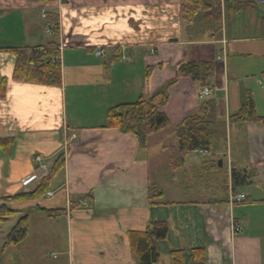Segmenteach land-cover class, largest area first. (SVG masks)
<instances>
[{"label":"crops","instance_id":"crops-1","mask_svg":"<svg viewBox=\"0 0 264 264\" xmlns=\"http://www.w3.org/2000/svg\"><path fill=\"white\" fill-rule=\"evenodd\" d=\"M180 3L0 0V49L55 43L60 51L61 83L54 87L14 81V57L0 51V138L13 140L10 155L0 151V200L33 191L58 156L64 153L65 157L63 167L50 180L47 192L51 196L24 201L30 202L24 208L29 233L15 246L25 253L26 264H137L128 233L143 232L156 220L170 224L167 239L158 244L157 264H169L173 250L194 247L206 249L207 264H264V238L256 234L264 225V126L229 121L248 91L243 86L239 98L229 101L228 86L236 79L229 66L230 53L234 49V55L242 57L256 47L233 39L223 23L218 41L211 39V29L187 30L181 21ZM43 13L58 17V35L47 31L49 22ZM100 49L103 55L98 57L95 52ZM222 49L225 63L214 61ZM207 61L215 68L208 97L188 78L177 79L162 107L170 128L151 135L146 147L132 134L102 128L110 108L153 95L176 78V68L183 62ZM259 74L264 79V68L243 76L247 81L254 78L248 82L253 87L249 93L264 92V86L260 87L263 91L256 90L257 84L262 85ZM209 99L215 101L217 119L226 126L225 139L213 146L215 157H221V167L226 164V179L235 165H254L258 173L253 184L261 190L260 197L252 199L256 203L248 204L245 211L239 203L231 204V193L224 190L226 179L220 198L162 201V190L151 177L156 157L166 156L167 164L166 148L176 143L172 128ZM237 133L239 140L234 138ZM238 150L242 156L236 154ZM193 155L185 167L188 162L198 165ZM207 156L208 161L199 162L202 172L212 168ZM169 171L174 182L173 174L178 171ZM148 185L162 193L153 206L147 200ZM242 188L238 193L248 197ZM14 202L8 203L11 209L20 207ZM38 208L65 209V214L49 218ZM254 209L261 214L251 218ZM234 221L238 222L237 233ZM6 235L0 228L1 248ZM50 251L58 253L57 262L48 261Z\"/></svg>","mask_w":264,"mask_h":264},{"label":"trees","instance_id":"trees-1","mask_svg":"<svg viewBox=\"0 0 264 264\" xmlns=\"http://www.w3.org/2000/svg\"><path fill=\"white\" fill-rule=\"evenodd\" d=\"M34 4H51L54 0H25ZM223 9V11H222ZM254 0H181V21L187 25V30L196 27L211 29V39L214 41L222 38V23L228 28L229 17L233 12L252 11ZM47 21L51 25L52 33L58 35V17L53 13L45 14ZM228 20V23H227ZM197 25V26H196ZM11 53L14 57V70L12 77L14 81H24L41 86H59L61 83V63L60 51L55 43L46 47L29 48H6L0 49ZM177 76L171 82L161 86L153 95L149 97L140 96L137 101L126 104H118L110 108L105 116V124L102 128L116 129L120 133L132 134L142 147H146L147 139L163 129L170 128L168 117L162 111L169 99V89L179 78H188L199 85L201 90L211 87L210 79L215 71L213 62H183L177 68ZM146 77L148 78L151 70L148 68ZM4 85V82L2 83ZM216 103L213 99L200 102L196 110L184 117L172 128L174 146L166 148L168 152L167 164L172 172L181 170L187 164L188 158L196 151H203L211 157L212 168H218L219 158L215 157L213 146L219 140L225 139L226 126L223 120H218ZM229 121L239 125L254 124L264 126V117L256 111L255 102L252 94L247 92L244 101L241 102L239 109L229 117ZM215 143V144H214ZM12 138H0V151L10 155L12 150ZM64 159L60 155L50 168V172L44 177L40 184L30 192H23L12 197L0 200V225L8 222L19 212L11 210L7 204L12 201H36L47 194L50 180L61 170ZM230 176L225 180V192H230L232 196L252 184L258 176L254 165L249 167L232 166ZM228 195V194H227ZM162 196L161 191L155 186H147V200L153 206L156 199ZM256 203L251 197H246L239 205L247 206ZM46 217L60 218L65 214V209H40ZM143 232L131 231L128 233L130 248L133 250L137 264H157L160 261V248L158 244L167 239L170 228L168 222L155 221ZM234 227L238 222L234 221ZM28 218L24 214L11 231L4 238L2 249L24 242L28 236ZM169 264H207L206 249L191 248L185 250H173L169 254Z\"/></svg>","mask_w":264,"mask_h":264},{"label":"rangeland","instance_id":"rangeland-1","mask_svg":"<svg viewBox=\"0 0 264 264\" xmlns=\"http://www.w3.org/2000/svg\"><path fill=\"white\" fill-rule=\"evenodd\" d=\"M223 11V9H222ZM228 23V20H227ZM229 32H231L233 39L235 40H245L249 44L254 45H246L251 46L252 51H250L249 54H246V52L242 57H238L234 55V49L232 50V53H230L229 58V66L234 71V75L236 76V79L230 82L229 84V91H230V98L229 101H235L240 96L239 89H242L243 86H247L245 88V91L250 89H253V87L248 83L251 80H254V78H250L248 81L243 77L245 74H250V72L253 70H263L264 68V61H262V56L260 52L264 53V0H254V9L252 11H240L239 13L233 12L230 14L229 17V24H228ZM227 31V28H225ZM254 51V52H253ZM222 54V53H221ZM259 54V55H258ZM244 69L249 72H244ZM242 74V75H241ZM261 79V84L256 86V90L263 91L260 89L261 86H264V79L261 78V75H257ZM230 78V77H229ZM251 82V81H250ZM247 91V92H248ZM252 94V93H251ZM255 97L256 102H258V111L256 108L257 113L259 112V115L264 116V92L257 91L252 94V97ZM254 100V98H253ZM255 102V100H254ZM256 107V106H255ZM240 134L235 135L234 138L239 140ZM237 155L242 156L241 151L238 150L236 153ZM220 157V155H219ZM217 157V158H219ZM165 158L162 157H156V168L151 173L152 180L156 183V186L162 190L163 193V199L162 201L170 200V201H177V200H189V199H197V200H203V199H209L211 197L214 198H220L222 196V188L224 180L227 177V171H226V164L224 167L216 168L215 170H212V172L207 171H201L198 170L200 166V161H208L207 155H193L192 159L194 158L197 161L198 165H194L193 162H188V165L185 167V169L176 172L173 174L175 176L174 182L170 180V171L167 167V164L165 163ZM210 158V157H209ZM224 158V156H223ZM221 159V157H220ZM234 159V158H233ZM227 161V159H225ZM185 172V173H184ZM193 177V178H192ZM255 185L249 184L246 187H243L242 190L247 193L251 199H258L261 194V190L256 189L254 187ZM185 187H189V190L186 191ZM42 200L44 197L41 198ZM13 204H16L20 207L10 208L9 204L7 205L11 210H17L19 211V214L14 216L12 219H10L8 222L2 223L0 228L1 230H5V232L8 234L11 231V228L14 226V224L17 222L19 217L24 215L25 213V207H29L28 205L30 202H14ZM242 211H245V208L249 206H240ZM24 209V211L20 210ZM21 211V212H20ZM253 212V216H252ZM251 218H256L258 214H261V211L257 212V209L251 210ZM241 218V216H239ZM264 221V220H263ZM264 224V223H263ZM251 231V230H250ZM260 238H264V225L259 227L257 229V233ZM264 243V239L262 240ZM2 243L0 242V264H26L25 260V253L20 249L18 246H8L4 249L1 248ZM3 247V246H2ZM264 255V252H263ZM48 261L50 262H57L59 260V255L57 252L50 251V253L47 255Z\"/></svg>","mask_w":264,"mask_h":264},{"label":"built area","instance_id":"built-area-1","mask_svg":"<svg viewBox=\"0 0 264 264\" xmlns=\"http://www.w3.org/2000/svg\"><path fill=\"white\" fill-rule=\"evenodd\" d=\"M102 54H103V51L101 49L95 52L96 56H100ZM204 95L207 96L208 92L204 91ZM62 149H63V151H66V149H67V145H66L65 140L63 141V148ZM199 152H201V151L199 150ZM36 158H37V160H40L39 157H36ZM48 195H50V193H48ZM243 199H244L243 195H238L237 198H236V201H241Z\"/></svg>","mask_w":264,"mask_h":264},{"label":"water","instance_id":"water-1","mask_svg":"<svg viewBox=\"0 0 264 264\" xmlns=\"http://www.w3.org/2000/svg\"><path fill=\"white\" fill-rule=\"evenodd\" d=\"M219 163H218V165H219V167H221V162L220 161H218Z\"/></svg>","mask_w":264,"mask_h":264}]
</instances>
